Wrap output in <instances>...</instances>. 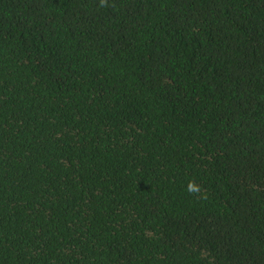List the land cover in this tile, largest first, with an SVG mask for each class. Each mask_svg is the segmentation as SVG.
<instances>
[{"label":"trees","instance_id":"1","mask_svg":"<svg viewBox=\"0 0 264 264\" xmlns=\"http://www.w3.org/2000/svg\"><path fill=\"white\" fill-rule=\"evenodd\" d=\"M0 264H264V0H0Z\"/></svg>","mask_w":264,"mask_h":264},{"label":"clouds","instance_id":"2","mask_svg":"<svg viewBox=\"0 0 264 264\" xmlns=\"http://www.w3.org/2000/svg\"><path fill=\"white\" fill-rule=\"evenodd\" d=\"M106 5V0H101V7H104ZM190 193L198 192V187L194 186L191 182L189 183L188 189Z\"/></svg>","mask_w":264,"mask_h":264}]
</instances>
